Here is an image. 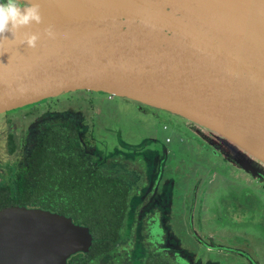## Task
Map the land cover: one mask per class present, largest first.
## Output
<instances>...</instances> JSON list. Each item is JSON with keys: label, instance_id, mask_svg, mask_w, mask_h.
Masks as SVG:
<instances>
[{"label": "water", "instance_id": "1", "mask_svg": "<svg viewBox=\"0 0 264 264\" xmlns=\"http://www.w3.org/2000/svg\"><path fill=\"white\" fill-rule=\"evenodd\" d=\"M34 2L42 23L0 38V114L105 92L189 119L264 162V0ZM24 33L39 35L35 48L19 43ZM92 242L61 214L0 210V264H68Z\"/></svg>", "mask_w": 264, "mask_h": 264}, {"label": "rangeland", "instance_id": "2", "mask_svg": "<svg viewBox=\"0 0 264 264\" xmlns=\"http://www.w3.org/2000/svg\"><path fill=\"white\" fill-rule=\"evenodd\" d=\"M58 122L76 129L83 157L131 188L116 248L90 264H141L151 250L175 264H264V162L135 100L76 90L1 115L0 183L8 162L24 171L25 152L7 150V133L32 146Z\"/></svg>", "mask_w": 264, "mask_h": 264}, {"label": "trees", "instance_id": "3", "mask_svg": "<svg viewBox=\"0 0 264 264\" xmlns=\"http://www.w3.org/2000/svg\"><path fill=\"white\" fill-rule=\"evenodd\" d=\"M76 132L58 122L37 136L28 150L27 176L0 184V210L10 205H36L87 227L93 236L89 251L72 255L68 264H90L116 248L131 188L116 177H107L81 155ZM10 145L13 151L12 139ZM144 255L141 264H175L162 250Z\"/></svg>", "mask_w": 264, "mask_h": 264}, {"label": "clouds", "instance_id": "4", "mask_svg": "<svg viewBox=\"0 0 264 264\" xmlns=\"http://www.w3.org/2000/svg\"><path fill=\"white\" fill-rule=\"evenodd\" d=\"M33 23H42L39 3L34 0H0V38L6 39L5 32H11L15 36L21 28ZM44 34L52 39L56 35L51 26L44 29ZM38 39L39 35L36 33H24L19 43L35 48Z\"/></svg>", "mask_w": 264, "mask_h": 264}, {"label": "flooded vegetation", "instance_id": "5", "mask_svg": "<svg viewBox=\"0 0 264 264\" xmlns=\"http://www.w3.org/2000/svg\"><path fill=\"white\" fill-rule=\"evenodd\" d=\"M24 107V106H23ZM16 110H17V108H16ZM13 111H15V109H13V110H10V111H6V112H4V113H1L0 114V116L1 115H6V114H8L9 112H13ZM4 132V134H6V131L4 130L3 131ZM6 136V135H5ZM8 136V137H7ZM7 136H6V140H7V146H8V148H7V150L9 151V152H16V153H19V152H22L23 150H24V152H25V154H24V157H23V160H22V163H24V171H22V172H18V173H13V169L15 168V166L14 165H11L9 162H8V165H7V171H6V173H4V175H3V179H4V183H3V185L10 179V180H12V181H17V180H19V177L20 176H27V155H28V150H29V148L31 147L30 145H29V140L27 141V144H25V145H20L19 147L17 146L18 144H16V141H15V139H14V137H13V135L12 134H9V133H7ZM13 140V143H14V149H13V151H11V149H10V147H11V145H10V140ZM20 163V162H19ZM14 174V175H13ZM0 184H2V183H0ZM15 186V189H13V187ZM12 189L16 192L17 191V185H15V184H13L12 185ZM32 206H36V205H32ZM37 207H39V206H37ZM39 208H41V207H39ZM41 209H43V210H47L48 212H50V213H57V212H54V211H52V210H49V209H44V208H41ZM59 214V213H58Z\"/></svg>", "mask_w": 264, "mask_h": 264}, {"label": "bare ground", "instance_id": "6", "mask_svg": "<svg viewBox=\"0 0 264 264\" xmlns=\"http://www.w3.org/2000/svg\"><path fill=\"white\" fill-rule=\"evenodd\" d=\"M248 139L249 140H253V136H254V133L252 132V131H250L249 133H248Z\"/></svg>", "mask_w": 264, "mask_h": 264}]
</instances>
